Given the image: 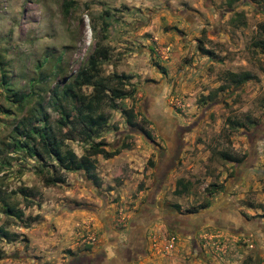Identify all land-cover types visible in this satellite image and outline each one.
Returning <instances> with one entry per match:
<instances>
[{"label":"rangeland","instance_id":"rangeland-1","mask_svg":"<svg viewBox=\"0 0 264 264\" xmlns=\"http://www.w3.org/2000/svg\"><path fill=\"white\" fill-rule=\"evenodd\" d=\"M62 1L0 0V264L109 256L150 196L162 217L173 213L193 232L156 220L129 264H264V0H71L66 14ZM98 45L108 50L99 77L132 95L105 92L93 114L106 122L86 138L77 96L53 89ZM43 116L61 151L79 158L97 143L117 154L93 155L90 173L29 156L37 135L26 140L15 126L39 127ZM160 137L185 146L175 157ZM178 180L186 187L174 194Z\"/></svg>","mask_w":264,"mask_h":264},{"label":"trees","instance_id":"trees-1","mask_svg":"<svg viewBox=\"0 0 264 264\" xmlns=\"http://www.w3.org/2000/svg\"><path fill=\"white\" fill-rule=\"evenodd\" d=\"M72 6L71 0L62 1V12L68 13V10ZM260 32L264 34V26L260 27ZM260 47H264V42H257ZM108 50L105 46H96L87 56V60L74 76L65 84V86L57 91V88L53 89V93L57 96L59 93L60 98H66L70 95H76L77 101L79 103L78 108L75 111V118L81 124V132L86 137L89 138L95 132L102 128L106 122V116L102 112H97L93 114L96 106H98L105 96V92L115 99H124L126 97H131V93H125L120 88L110 87L109 80L99 77V63L102 60H107ZM122 76H113L114 79H120ZM111 80H114V79ZM247 76H231L230 79L234 83H241L245 81ZM1 81L4 83L5 76L2 74ZM82 86H90L93 92L91 97L85 96L81 92ZM13 96L17 95L15 92L12 93ZM19 96V95H17ZM23 98V97H22ZM126 123L131 127L133 126V117L130 112H125ZM42 125L27 127V123L21 121L18 125L15 126V129L18 130L19 134H22L24 139L28 140L31 134H36V139H32L33 145L27 149V154L29 156H43L52 157L56 163L65 171L71 172L74 170H82L84 173H90L93 171V162L90 159L93 155L100 154L104 159L110 158L117 154V150L113 149L111 151H105L100 147V144H92L86 150L85 155L77 158L75 154L70 149H64L61 151L62 140L55 134L50 132L48 126V120L46 116L41 118ZM22 143V142H21ZM23 147H27L26 141L23 140ZM226 157L225 155L223 156ZM227 158V157H226ZM56 181H62L57 178V180L51 178L45 182L48 184H53ZM176 188L174 189V194H180L181 191L186 187L180 180L175 183ZM9 210V208H8Z\"/></svg>","mask_w":264,"mask_h":264},{"label":"flooded vegetation","instance_id":"flooded-vegetation-1","mask_svg":"<svg viewBox=\"0 0 264 264\" xmlns=\"http://www.w3.org/2000/svg\"><path fill=\"white\" fill-rule=\"evenodd\" d=\"M156 127V123H152ZM158 130V129H157ZM145 136H147L148 139L149 136L147 135L146 132H143ZM161 138V137H160ZM162 142L164 143L165 146V152L170 151L173 156L177 157V154L179 151L182 150V148L185 146L181 138H174L171 141V146L168 145L167 139L161 138ZM165 152H162L161 156L165 155ZM157 163L160 167L162 166L165 167L166 163L168 162H162V157L158 159ZM175 162V158L172 157L169 164L165 169H168L173 166ZM167 171L164 170L163 173ZM153 179L154 184H159L161 183L160 181L162 180V174H157ZM158 187V186H157ZM159 190V189H158ZM147 206L149 207V211L146 212L144 210V213L140 214V216L134 217L132 222H128L127 226V231L125 233V239L121 241H116L115 242V249L113 248V253H110L109 256L103 251H101L99 254L96 252H91L92 254L90 256H85L82 255L79 259H74L73 261H70L68 264H129L132 262H135L136 259L141 256L142 254L145 253V234L147 230L150 228V224L152 222H155L156 220H159L162 222V224L172 233L174 234H180L181 236H185L188 238H191V234L193 232V229L187 230L185 226L183 225V221L179 220L175 214H167L164 215L163 217L160 215V213L155 209L156 206L154 204L153 196L149 197V200L147 202ZM210 215L205 216L200 219L197 222L196 227H200L205 225L204 222L207 221L210 222L209 219ZM216 216H212V219L214 222L211 224L218 225L220 222H218ZM142 218V219H139ZM217 220V221H216ZM224 222H228L229 220L226 218ZM239 232V231H238ZM114 237V236H113ZM108 239H110V236H108Z\"/></svg>","mask_w":264,"mask_h":264}]
</instances>
